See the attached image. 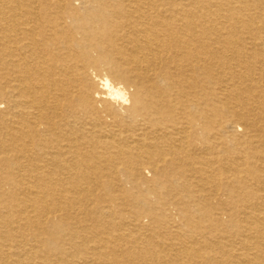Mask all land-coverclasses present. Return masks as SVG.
I'll use <instances>...</instances> for the list:
<instances>
[{"label":"bare ground","instance_id":"bare-ground-1","mask_svg":"<svg viewBox=\"0 0 264 264\" xmlns=\"http://www.w3.org/2000/svg\"><path fill=\"white\" fill-rule=\"evenodd\" d=\"M0 264H264V0H0Z\"/></svg>","mask_w":264,"mask_h":264}]
</instances>
